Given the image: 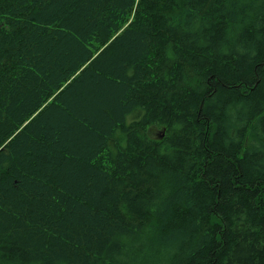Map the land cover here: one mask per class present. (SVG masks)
Instances as JSON below:
<instances>
[{"label":"trees","instance_id":"1","mask_svg":"<svg viewBox=\"0 0 264 264\" xmlns=\"http://www.w3.org/2000/svg\"><path fill=\"white\" fill-rule=\"evenodd\" d=\"M0 264H264V0H0Z\"/></svg>","mask_w":264,"mask_h":264},{"label":"rangeland","instance_id":"2","mask_svg":"<svg viewBox=\"0 0 264 264\" xmlns=\"http://www.w3.org/2000/svg\"><path fill=\"white\" fill-rule=\"evenodd\" d=\"M160 132H161L160 129L159 130L158 129H154V130H152L151 133H152V136H156V135H158V133L161 134Z\"/></svg>","mask_w":264,"mask_h":264},{"label":"water","instance_id":"3","mask_svg":"<svg viewBox=\"0 0 264 264\" xmlns=\"http://www.w3.org/2000/svg\"><path fill=\"white\" fill-rule=\"evenodd\" d=\"M160 133H161V137L159 139H162L164 135V131H161Z\"/></svg>","mask_w":264,"mask_h":264},{"label":"bare ground","instance_id":"4","mask_svg":"<svg viewBox=\"0 0 264 264\" xmlns=\"http://www.w3.org/2000/svg\"><path fill=\"white\" fill-rule=\"evenodd\" d=\"M161 137V134L158 136V138H160Z\"/></svg>","mask_w":264,"mask_h":264}]
</instances>
